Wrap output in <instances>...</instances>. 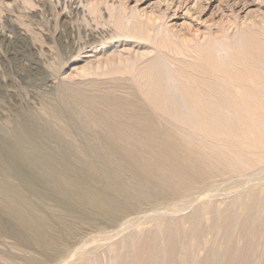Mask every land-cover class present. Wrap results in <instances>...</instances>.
<instances>
[{
	"label": "rangeland",
	"instance_id": "rangeland-1",
	"mask_svg": "<svg viewBox=\"0 0 264 264\" xmlns=\"http://www.w3.org/2000/svg\"><path fill=\"white\" fill-rule=\"evenodd\" d=\"M263 59L264 0H0V264H128L150 230L159 248L155 264L178 263L181 250L192 259L208 249L222 250L215 261L226 264L224 252L251 231L239 228L247 206L264 198V75L251 73L264 74ZM156 84L164 91L158 97ZM191 86L198 104L186 95ZM78 89L133 90L142 117H152L181 155L189 150L207 178L162 188L138 173L124 154L144 156L147 131L96 129L71 101ZM31 133L59 177L51 179L46 161L19 143ZM109 135L132 146L119 148L124 158ZM70 180L118 199V208L79 202L61 190ZM119 184L128 197L116 193ZM235 200L233 218L241 221L229 225V236L210 228L213 211L204 240L190 234L196 206L224 209ZM172 225L186 237L174 258L166 250Z\"/></svg>",
	"mask_w": 264,
	"mask_h": 264
},
{
	"label": "bare ground",
	"instance_id": "bare-ground-1",
	"mask_svg": "<svg viewBox=\"0 0 264 264\" xmlns=\"http://www.w3.org/2000/svg\"><path fill=\"white\" fill-rule=\"evenodd\" d=\"M254 40H255L254 38L248 39V41L251 45L254 44ZM258 58H260L259 55L254 56L252 58L253 63H256ZM263 61H264V59H263ZM118 67H120V65L115 67V68L118 69ZM251 73L253 75H256L259 77H263V75H264L257 68L252 69ZM154 92L156 94L154 96L158 97V96H161L162 92H164V91L160 85L156 84L154 87ZM185 92H186V95L188 97H190V99L192 98L193 103L192 102L191 103L193 105H194V103L196 104L198 102V98H200L199 97L200 92L195 91V89H193L192 86L187 87L185 89ZM133 96L137 97L133 90L130 91L129 96L128 95L124 96V95H120L119 93L115 92L112 89L104 90L102 93L101 92L98 93V92L90 91V90L83 91V89L79 91V89H78V93L76 94V96L73 95V97L71 98V101L73 102L74 105H77L79 107V110H80L79 113H80V116L82 117V119H84L90 125L98 127V128L95 127L96 129L108 128L111 132H115V133H117V131L120 127H125V128H129V129L131 128L134 131H138V130L147 131L148 134H145L143 138H145V140L147 139L146 142L150 143L149 145L147 144L149 146L150 150L147 151V153L144 154V156H142V157L138 156L137 154H133L132 152H129V156L127 154L122 153L121 149H124V147H125V150L126 149L127 150L124 152L126 153V152H128V149L132 146L120 144L118 142V139L114 138L111 135L105 136V138H106V140L109 141L110 147L115 148V149L117 148L119 152L121 150L122 154L120 153L121 155H117V156H120L122 158L124 155H126L127 159H123V160H129V162L131 161L132 163H135L134 166L137 163L138 173H139V171H142V170L146 171L147 174L151 175L150 177L155 178L157 180L160 187L165 188V187H168L171 185H173V186L174 185H176V186L177 185L190 186L191 184L198 182L199 179H201V178L206 179L207 175H209V174H207V170L205 169V167L202 164H200L199 161L196 160L195 156H192L189 154V150L184 149L183 154H182L183 156H182L180 154L177 146L175 145V142L170 140L167 136L163 135V133L158 132L156 130V128L154 127V122H153L152 117L148 116L147 114L144 117H142L141 108H143V106H142L143 104L141 103V101L138 98H137L138 101H135L133 99ZM18 135H19V133H18ZM21 135H23V134H21ZM20 137L21 136H19V138ZM20 141L23 142V144H25L28 148H30L29 154L27 153L28 156L33 157V155L36 156L38 154L40 149L38 150L36 138L32 133L31 134H24V136H22L21 139L19 140V143H20ZM133 147L136 148V146H133ZM119 148H121V149H119ZM16 149H17V147H16ZM18 151L20 152L19 149H18ZM16 153H17L16 155H18V152H16ZM38 155H39L40 159H44V161H46V163H47L46 166H48L47 171L51 175V179H54L55 177H57L59 174L58 173L59 170L56 169L53 165L49 164L50 160L53 159V156L50 154H47V153L46 154L39 153ZM7 172H8V170H7ZM149 175H148V178H150ZM143 186H145V185H143ZM111 187H112V185H111ZM61 190L66 191L67 193L75 194V196L79 202L94 205L97 208H99V210H102L104 212H110L111 213V210L118 208V206L120 204L118 199H113L114 197L113 198L108 197L107 193H105L107 195V197L102 196L99 193L92 194L91 193L92 191L89 192L83 183L77 182L74 180H72V181L70 180L68 182V184L66 185V188L64 186H62ZM9 191H10V189H9ZM115 191H116V193L121 194L120 195L121 197L122 196L128 197V189L123 184H119V187H117V188L115 186ZM152 193H150V194H152ZM140 195H142V194H140ZM117 196H118V194H117ZM258 198L256 197L255 200L253 199L254 201L249 203V206H247V211H246V216H247L246 220L247 221H243L244 223L240 222L241 220L238 221V222H240L239 228H241V226H244V225L250 227V229H251V231L249 232L250 234L248 233V236L242 245L240 244V246L238 245V246H233L230 248L228 247L230 249L229 251H231V252H227V253L224 252V254L226 255V261H225L226 264H264V214L262 215L258 211L260 207L262 209H264V198H261V197H260V199H258ZM247 199L248 198H245V200H247ZM8 200L11 203H12V201H15L14 199L9 198V195H8ZM246 202H244V203H246ZM14 203H16V202H14ZM124 204H125V202H124ZM236 204H238V203L235 200L234 202L227 204V206L224 209H218V208L216 209L214 206L215 204L214 205L208 204L209 207L203 206V205L196 206L193 209V211L190 213V215L188 216V218H189L188 230H189L190 234L192 236L196 237L197 241L201 238H202V240H204L203 237L206 236V234L209 231L208 225L205 224L207 212L213 211L214 214L212 215V217L209 221L210 228H216V229L218 228V230L222 231L223 235L229 236L228 235L230 233V232H228L230 229L229 225L230 224L236 225L238 223L237 220L236 219L234 220V218H233V216H235L236 213H239V212H237L238 209L237 210L234 209L237 207V206H235ZM240 206H241V204H240ZM242 206H244V204ZM242 206H241V208H242ZM233 209L236 211L235 213L233 212L234 211ZM245 209H246V207H245ZM106 214H108V213H106ZM239 216L240 215H238V217ZM221 221H224V222H221ZM221 223H223V224H221ZM239 224H237V225L239 226ZM238 226H236V227H238ZM221 227H222V229H220ZM250 229H248V230H250ZM233 230H235V229H233ZM236 230H237V228H236ZM240 230H242V229H240ZM166 231L168 233V238H169V245L166 247V250L168 252L170 251L171 258H174V255L176 254V252L179 248V245L181 244V240L185 237L184 230H183V228H180V226H173L172 225V226H169V228H167ZM231 234H230V236H231ZM162 235L165 236L166 234L163 233ZM223 235H222V237H223ZM213 236H216V235H213ZM218 237L220 238V235ZM223 238H225V237H223ZM226 239H228V238L226 237ZM233 239H234V237H233ZM155 240H156V235L151 230L148 231L147 233H145L143 235V238H141V240H139L136 243V245L134 246V248L132 250L133 254L131 255V259H129L130 261H128V264H155L154 260L159 253V248H158V245H156ZM164 240H166V239H164ZM160 242H162V241H160ZM183 242H184V240H183ZM199 242H200V240H199ZM233 242H234V240H233ZM211 243L213 244V242H211ZM230 243L232 244V241ZM183 244L185 245V243H183ZM225 248H223V249H225ZM216 249H218V247ZM219 250L208 249L206 254L203 257L202 256L196 257V258L193 257L192 259L189 258V256L184 252V250H181L180 260L179 259H177V260H179V262H178L179 264H214V262L216 264L215 260L220 261L222 255H223V253L221 252L222 250L220 251L221 253L219 252ZM179 252H180V250H179ZM162 254H164V252ZM167 255L168 254H165L164 256H167ZM189 255H191V254H189ZM255 256L259 257V260H257L259 262L254 260L257 258ZM162 259H163V256H162ZM162 259H161V261H162ZM175 261H176V259H175ZM171 262H173V261H171ZM178 263L176 262V264H178ZM162 264H164V263H162ZM170 264H175V263H170Z\"/></svg>",
	"mask_w": 264,
	"mask_h": 264
}]
</instances>
